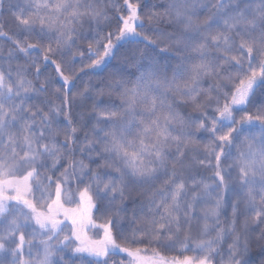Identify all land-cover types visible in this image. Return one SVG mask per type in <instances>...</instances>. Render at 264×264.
Here are the masks:
<instances>
[{"label": "snow or ice", "instance_id": "1", "mask_svg": "<svg viewBox=\"0 0 264 264\" xmlns=\"http://www.w3.org/2000/svg\"><path fill=\"white\" fill-rule=\"evenodd\" d=\"M0 40V264H264V0H0Z\"/></svg>", "mask_w": 264, "mask_h": 264}, {"label": "trees", "instance_id": "2", "mask_svg": "<svg viewBox=\"0 0 264 264\" xmlns=\"http://www.w3.org/2000/svg\"><path fill=\"white\" fill-rule=\"evenodd\" d=\"M6 30H7V29H6ZM0 42L5 43V44L8 43V41H3V40H0Z\"/></svg>", "mask_w": 264, "mask_h": 264}]
</instances>
